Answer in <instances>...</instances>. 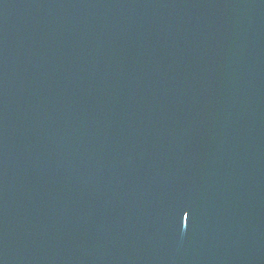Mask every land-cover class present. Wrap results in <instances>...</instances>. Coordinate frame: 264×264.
Returning <instances> with one entry per match:
<instances>
[{
    "label": "water",
    "instance_id": "95a60500",
    "mask_svg": "<svg viewBox=\"0 0 264 264\" xmlns=\"http://www.w3.org/2000/svg\"><path fill=\"white\" fill-rule=\"evenodd\" d=\"M0 264H264V0H0Z\"/></svg>",
    "mask_w": 264,
    "mask_h": 264
},
{
    "label": "snow or ice",
    "instance_id": "6c2138e0",
    "mask_svg": "<svg viewBox=\"0 0 264 264\" xmlns=\"http://www.w3.org/2000/svg\"><path fill=\"white\" fill-rule=\"evenodd\" d=\"M178 211H183V209H178Z\"/></svg>",
    "mask_w": 264,
    "mask_h": 264
}]
</instances>
